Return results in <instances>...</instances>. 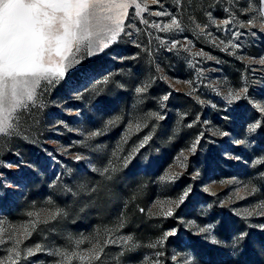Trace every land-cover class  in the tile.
Segmentation results:
<instances>
[{
    "label": "rangeland",
    "instance_id": "rangeland-1",
    "mask_svg": "<svg viewBox=\"0 0 264 264\" xmlns=\"http://www.w3.org/2000/svg\"><path fill=\"white\" fill-rule=\"evenodd\" d=\"M224 7L232 5L224 0H181L180 6H176L174 0L150 4L148 11L142 13V18L149 24L167 23L168 17L150 15L166 9L182 20L185 30L161 32L140 23L139 18H130L126 24L132 23L140 31L126 28V32L133 33L131 38L122 33L117 43L99 56L89 58L83 65L94 69L95 80L110 77L111 83L99 85V96L85 94L83 100H76V93L66 87L67 81L55 87L44 84L40 91L46 106L30 107L23 113L21 124L27 139L0 138V162L13 165L11 168L0 167V185H14L0 188V193H10L8 196L0 194V220L5 222V227L25 223L30 219L28 212L41 213V219L55 208L63 209L65 213L49 224H41L38 231L24 241L21 247L41 243L45 251L22 259L20 264H54L59 257L48 255V252L55 248L72 250L74 241L80 238H88L79 246L85 249L90 246L89 240L97 236L98 230L103 235L104 228H114L122 214L127 217V224L114 235L131 234L135 237L143 247L138 264H142L146 256L150 260H161V256L155 254L163 252L165 247L167 264H183L184 257L189 254L192 264H264V230L259 227L264 225V215H253L245 221L235 214L264 200V179L259 177L264 173V165L254 166V161L264 157V127L248 132V126L261 118V113L253 105H264V65L244 59L264 56V31L259 28L239 29L232 24L220 29L210 25L206 29V33L212 34L210 37L198 34L190 17L201 25L208 23L205 13L209 11L214 19H225ZM129 11L134 13V9ZM237 18L245 20L248 17ZM237 31L245 32V35L238 41L241 47L235 50V55L230 54L232 49L221 51L217 46L219 42L223 40L226 44L231 34ZM157 37L165 42L190 40L192 52L203 50L215 59L193 57L183 50L168 51L160 45ZM147 49L153 52L151 58ZM157 65L160 71H157ZM197 69L203 71V77H197ZM80 70L77 68L71 72L68 80L76 77ZM177 80L193 81L192 87L196 91L192 92L187 84L177 83ZM142 83L151 87L137 96L134 89ZM118 84L123 87H118ZM243 87L248 88V98L229 104L228 89ZM189 92L190 95L187 94ZM169 93L171 95L162 107L161 97ZM151 112L163 115L164 119L150 117L148 114ZM116 116L121 119L104 128L106 122ZM129 123H146L147 127L131 136L121 156L127 155L146 134L155 130L153 139L137 153L127 168L121 167L111 180L105 179L92 167L102 168L107 164ZM98 129H104V134L88 141V144L92 149L101 146V150L82 147L85 137ZM221 132L229 135L222 136ZM201 133L203 136L196 152L189 153L188 149ZM156 151L170 157L162 171L153 178V193L144 212H141L138 199L147 183L140 176L128 178L126 173L130 166L136 171L141 170L135 164L136 157L143 158ZM181 152L187 156L186 161L183 157L177 160ZM77 154L86 159L74 160ZM191 158H195L198 164L188 173L189 185L170 193L169 187L178 179L162 181L161 176L165 173L182 175ZM181 161L185 167L180 166ZM17 164L19 167L15 166ZM197 172L199 177L193 179ZM57 177L59 181L53 184ZM252 184L260 189L255 195L249 194ZM245 185H248L247 189ZM189 186L192 191L178 208L167 203L178 200ZM188 201L191 202L190 207L175 219L178 224L172 227L177 229V234L169 237L162 246L146 247L158 240L163 232L172 229H162L169 217L149 215V209L156 213L159 206L153 205L166 202L165 209L171 206L176 211ZM80 219L86 220L85 226H78ZM188 221L198 226L215 225L214 233L229 242L232 236L241 232H247L248 236L240 249L220 247L200 235H194L197 228L190 227ZM142 226L143 230L139 231ZM9 247L10 241L0 244V259L8 255ZM139 247L125 251L124 255L138 251ZM120 252L118 244L109 245L104 264H116L113 257ZM124 255L119 256L120 264H131ZM174 255L177 256L176 261L172 259ZM73 264L79 262L73 261Z\"/></svg>",
    "mask_w": 264,
    "mask_h": 264
},
{
    "label": "snow or ice",
    "instance_id": "snow-or-ice-1",
    "mask_svg": "<svg viewBox=\"0 0 264 264\" xmlns=\"http://www.w3.org/2000/svg\"><path fill=\"white\" fill-rule=\"evenodd\" d=\"M176 6L181 5V0H174ZM232 7H224L222 10L227 14V18L217 20L214 19L212 12H206L208 18L207 24H195L198 29V34L211 36L210 32L206 33V29L210 25H215L217 29L223 26L235 24L237 28L251 30L259 28L264 31V0H224ZM160 4V0H0V138L17 137L27 139L22 128L21 120L23 113L30 107L44 108L45 99L41 93V88L44 84L55 87L62 82L67 81V89L75 92L74 99L83 100L85 94L99 96V85H108L111 83L109 76H105L102 80H95V72L91 67L83 66L89 58L99 56L101 53L109 49L111 45L118 42L121 34L132 37V32H126V28L135 29L132 23H127L131 19H140V23L145 24L161 32H183L184 26L182 20L176 14L169 11H155L150 15L156 17H168L169 21L163 25L159 23L149 24L147 19L142 18V13L148 11L149 5ZM163 8V5H161ZM130 9H134V13L130 14ZM248 17L245 20H240L237 17ZM245 35V32H233L231 39L225 42L221 40L218 47L221 51L232 49L230 54L235 55V50L241 47L238 42ZM251 35H255L254 32ZM162 47H166L168 51L183 50L189 52L193 57H202L207 60L215 59L203 50L192 52L191 41L186 40L181 42L177 39H172L170 42H165L159 37L156 38ZM140 47L139 44L136 45ZM222 46V47H221ZM148 56L151 58L153 52L147 49ZM249 63L264 65V56L258 59L253 57H245ZM191 63V62H190ZM83 66V67H82ZM80 68L77 76L72 80H68L69 74ZM157 65V71H160ZM204 73L201 69H197V77H203ZM167 79V78H165ZM95 81V83H93ZM177 83L187 84L192 92L196 91L193 86V81H176ZM91 84V87L88 85ZM123 87V85H117ZM151 87L150 84L142 83L136 86L134 91L137 96L146 93ZM191 94V92L187 93ZM219 94V93H217ZM171 93L161 97V106L163 102L169 99ZM228 103L232 104L241 99L248 98V88L243 87L239 90L229 88L227 91ZM204 103V101H199ZM257 111L261 113V118L248 126V132L253 133L258 128L264 127V105L256 103L253 105ZM215 107V105H214ZM157 120H163L164 116L157 112L148 114ZM228 117L225 116V119ZM121 117L116 116L109 119L104 128H108L119 121ZM199 119V117L197 118ZM60 123H63L60 121ZM207 123V122H205ZM191 127L192 125H188ZM147 127V124L132 123L128 124L127 131L121 141L112 151L111 158L108 159L106 165L102 168L92 167V170L98 172L101 177L111 180L113 174L121 170V167L127 168L133 161L137 153L153 139L155 130L146 134L138 145L127 153L121 156L126 145L133 134L139 133ZM104 134V129H98L90 132L85 140L81 142V146L90 150L100 151L101 146L92 149L88 141ZM220 135L227 136L229 133L221 132ZM203 136L201 133L188 149L189 153H195L197 145ZM244 143V141H237ZM187 160L184 152H181L177 157L180 161ZM76 161L86 159L82 155H74ZM255 165H264V157L254 161ZM19 167V164L15 165ZM181 167L186 165L181 161ZM0 167H13L12 164H4L0 162ZM2 175V174H0ZM180 173L169 175L165 173L161 176V180L179 179ZM199 177L197 172L193 179ZM259 177L264 179V173H260ZM54 181L53 184L59 181ZM14 185H0L2 187L11 188ZM246 189L248 185H245ZM95 189H93L94 191ZM208 191L207 188L204 189ZM192 188L189 186L179 196L178 200L167 202L175 204L176 208L182 204L191 193ZM260 189L252 184L249 194L255 195ZM4 196L10 195L8 192L0 193ZM213 195L215 193H212ZM245 198V197H241ZM49 203H52L49 201ZM164 203L158 202L159 211L152 213L149 209V215H162L165 218L173 217L175 208L169 206L164 208ZM144 212V209H140ZM63 209L55 208L41 219V213L28 212L30 217L28 221L20 225H9L5 227V222L0 220V244L7 241L11 242V247L7 249L8 255L0 259V264H20L22 259L31 257L45 251V246L37 243L32 247H21L24 241L29 239L33 233L37 232L41 224H49L56 220L57 217L64 215ZM236 215L247 221L253 215H264V200L259 201L253 208H245L237 211ZM127 224V217L122 214L118 224L114 228H104L103 235L100 230L97 231V236L89 240L90 246L85 249H80L79 246L85 242V239L80 238L74 241L75 247L72 250L67 248H55L48 252V255L59 257L54 264H73V261H78L79 264H104L103 258L107 255L106 249L109 245L118 244L121 247V252L117 257L116 264H120L119 256H123L125 251L135 250L140 245L136 242L135 237L131 234L115 237V233L124 228ZM190 227L197 228L194 235H200L202 239L208 241L212 245L220 247H231L233 250L240 249L242 243L248 236L247 232H241L238 235L231 237L230 242L220 238L214 233L215 225L207 224L206 226H198L193 221H188ZM264 230V225L259 226ZM177 234V229L172 228L163 234L153 243H149L146 247L157 248L162 246L164 242ZM7 235V241L5 236ZM71 239V238H70ZM156 256H163V252H157ZM174 261L177 256H173ZM39 264V262H37ZM142 264H163L159 259L150 260L147 256L142 261ZM183 264H192L190 254L185 256Z\"/></svg>",
    "mask_w": 264,
    "mask_h": 264
},
{
    "label": "trees",
    "instance_id": "trees-1",
    "mask_svg": "<svg viewBox=\"0 0 264 264\" xmlns=\"http://www.w3.org/2000/svg\"><path fill=\"white\" fill-rule=\"evenodd\" d=\"M169 155H166L165 153H163L162 151H156L152 154L147 155L146 157L143 158H139L136 157L135 158V164L137 165V168L141 169L139 171H136V169L133 167H129L126 173V176L128 178H132V177H142V179H144L147 183L146 188H144L143 193L141 195V197L138 199L140 208L145 209V207L147 206V203L150 199V195L153 193L154 187L152 184V180L155 176H157V174L162 171L163 167L165 166V164L167 163V161L169 160ZM198 164V162H196L195 158H191L190 161L188 162L187 165V169L186 171L179 177V179L177 180L176 183L172 184L169 187V192L170 193H174L178 188L182 187V186H188L189 185V179H188V173L193 171V167ZM201 197H205L203 195H200ZM191 205V202H187L186 205H184L183 207H180L179 209H177L174 212V216L173 217H169L166 222H164V224L162 225V229H169L174 227L175 225L178 224V222L175 220L176 218H178L182 213H184L186 211L187 208H189ZM86 220H79V227H83L85 226V222ZM143 226L139 228V231L143 230ZM145 232V231H143ZM171 239V238H170ZM143 247H139L138 251L135 252H127L124 255L125 260L131 262V264H138V262H140L141 256H142V251ZM163 253L164 255L161 256V261L163 262V264H167L168 263V253H167V247H165L163 249Z\"/></svg>",
    "mask_w": 264,
    "mask_h": 264
}]
</instances>
